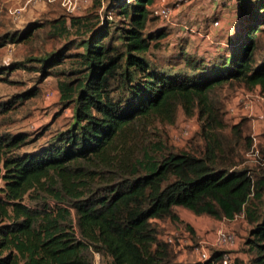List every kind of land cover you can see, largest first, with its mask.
Returning a JSON list of instances; mask_svg holds the SVG:
<instances>
[{
	"label": "trees",
	"instance_id": "16d2710c",
	"mask_svg": "<svg viewBox=\"0 0 264 264\" xmlns=\"http://www.w3.org/2000/svg\"><path fill=\"white\" fill-rule=\"evenodd\" d=\"M102 1L71 17L82 49L73 52L68 42L39 58L42 72L55 69L59 77L60 103L73 109L70 124L32 148L36 137L0 132V264L220 260V250L206 261L175 259L157 221H180L179 207L217 220L243 214L251 226L247 256L229 264H264V144L259 167L248 168L242 165L254 141L246 121L225 132L227 92L236 85L264 92V0L220 1L233 29L221 25L223 38L209 41L218 9L203 31L190 28L183 36L193 50L182 52L178 69L148 58L169 33L154 14L158 0H107L101 12ZM59 21L54 25L68 32ZM13 68L0 67V81ZM36 93L0 102V117ZM180 109L197 116L202 150H176L154 130L157 122H175Z\"/></svg>",
	"mask_w": 264,
	"mask_h": 264
},
{
	"label": "rangeland",
	"instance_id": "374dc122",
	"mask_svg": "<svg viewBox=\"0 0 264 264\" xmlns=\"http://www.w3.org/2000/svg\"><path fill=\"white\" fill-rule=\"evenodd\" d=\"M168 1L174 6L172 17L165 22L168 26L170 25L167 28L168 36L162 40L159 48H152L148 58L157 62L158 65L178 69L184 61L182 52L192 51L194 46L193 41L183 35L187 34L190 28L203 31L207 26L205 21L209 6L206 7L205 0H182L178 3L177 0ZM206 2L211 4L214 0H206ZM95 3L96 0H92L89 5L81 7L78 12H75L76 14H72L67 11L63 0H0V67H14L7 74L2 75L4 78L0 81V102L13 98L21 100V96L27 91L36 90L37 92L36 95L24 99V101H15L14 108L1 115L0 132L28 133L31 137L37 138L33 145L29 146L32 148L44 145L56 132L65 129L70 124L73 119V109L72 107L64 108L60 103L59 77L52 73V70L55 69H48L47 73L42 72L39 58L58 50L68 42H73L71 44L73 52L82 49L77 47L80 36L71 26V17L87 14ZM107 4V0H103L99 10L102 12ZM215 5L220 6V0H216ZM226 14L230 16L229 9ZM57 20H60L57 24L66 21V28L69 31L62 32L56 27L54 21ZM222 21L220 18L218 26H209L210 42H214L217 38H223L224 35L219 31L220 28H217L223 26ZM155 24L151 23L149 29L153 28ZM226 24V29L233 27L230 22ZM32 26H36V28L29 37L22 40L16 39V41L11 39L13 36L19 38L21 31ZM217 31L219 32L217 33ZM195 38L199 39V37ZM180 39H182V43L186 42L184 43L187 45L186 49L185 46L178 44ZM18 63L23 64L18 66ZM65 67L66 65H63L58 68L64 69ZM241 90H245V92H239ZM237 92L240 93L239 98H236ZM262 95L264 92L261 90L248 89L243 85H236L227 92L225 117L228 123V127L225 129L227 134L230 133L232 125L242 119L248 126L246 135L252 133L253 125L258 118L252 113L255 111V106L262 102L260 100ZM235 99L236 102H234ZM241 99L244 102H249L252 99L249 102V106L253 104L252 112H243L242 110L234 112L230 109L234 104L243 106L245 103L241 102ZM154 130L159 132L158 137H166L168 145L176 150H192V147L202 150L204 147V140L200 135L201 125L197 116L186 117L181 109L175 122H157ZM263 131L264 127H261L260 132ZM259 142L264 144L262 134L257 138V141H254V149H250L245 154L246 163L242 166L256 167V169L259 167L257 155L259 156L260 153H255L258 150ZM176 211L180 215V221L158 220L157 223L161 236L172 235L180 239L178 243L172 244L177 261L190 263L199 259L201 256L197 248L201 246L212 252L214 250L226 252L232 258L236 255L247 256L242 248L251 226L244 215L234 220H217L207 215H197L182 207L176 208ZM187 224L192 227L193 231ZM219 229L234 233L235 242L223 245L215 244V234ZM98 259L99 257H97Z\"/></svg>",
	"mask_w": 264,
	"mask_h": 264
},
{
	"label": "built area",
	"instance_id": "2783aa9c",
	"mask_svg": "<svg viewBox=\"0 0 264 264\" xmlns=\"http://www.w3.org/2000/svg\"><path fill=\"white\" fill-rule=\"evenodd\" d=\"M182 0H177V3L180 2ZM92 2V0H63V4L66 6V9L68 12L72 13V14H76L75 12H78L81 7H85L87 5H89ZM153 11L154 14L157 15L163 22H167L173 15V11H174V6H172V4L168 1V0H158L154 6H153ZM213 26L216 25L218 26L220 24L219 20H214V22L212 23ZM192 30H194L192 28ZM239 92H245V90H241ZM236 98H239L240 93H236ZM260 100H262V102L264 103V95H262L260 97ZM252 99L249 100V102H251ZM241 102H244V100L241 99ZM249 102H244L245 104H243L242 106V111L243 112H247L250 111L252 112V106H249ZM261 132L259 129H254V131L252 132V137L254 141H257V138L260 136ZM255 147V144L253 145V149ZM259 149L256 150V154H258ZM165 241H167L168 243L172 244H176L180 241V239L173 237L172 235H165V236H161ZM235 234L232 232H227L224 231L223 229H219L216 234H215V244L217 245H223L225 243H233L235 242ZM198 253L200 254L201 257H199L200 261H206L208 259L211 258V252L209 249L201 246L197 248ZM231 260V255L224 253L222 258L218 261L214 260L212 261V264H229Z\"/></svg>",
	"mask_w": 264,
	"mask_h": 264
},
{
	"label": "crops",
	"instance_id": "0c3cea01",
	"mask_svg": "<svg viewBox=\"0 0 264 264\" xmlns=\"http://www.w3.org/2000/svg\"><path fill=\"white\" fill-rule=\"evenodd\" d=\"M215 1H216V0H214V2H212L211 4H208V2H206V0L204 1L206 7L209 6V8H208V10H207V11H208V14H207V17H206V21H205V22L208 23L210 17L213 15L212 13H213L215 10L218 9V10L221 12V13H219V14H220L221 19L223 20V21H222V22H223V27H225V26H227V24H225V23H226V22L228 23V20H227V16H228V14H226V13H228V9H229V7L227 6V7H225V8H222V7H220V6H216V5H215ZM220 1H222V0H220ZM229 5H230V3H229ZM228 17H229V16H228ZM181 18H182V16H181ZM202 23H204V22L202 21ZM220 30H221V29H220ZM218 32H219V31H217V33H218ZM201 40H202V39H199L198 44H203V43L206 42L205 40H203L202 43H201ZM255 89H256V90H260V87H256ZM236 101H237V100L235 99L234 102H236ZM230 109H232L234 112H238V111L242 110V105L237 106V104H234ZM252 115L258 116V118L256 119V121H255V123H254V125H253V130H254L255 128L260 130L261 127H264V103H263V102H261L260 104H258V105L255 106V111L252 113ZM263 133H264V131L261 132V134H263ZM232 220H234V219H232ZM197 260H198V259H197ZM197 260H195V261H197Z\"/></svg>",
	"mask_w": 264,
	"mask_h": 264
},
{
	"label": "clouds",
	"instance_id": "9594fccd",
	"mask_svg": "<svg viewBox=\"0 0 264 264\" xmlns=\"http://www.w3.org/2000/svg\"><path fill=\"white\" fill-rule=\"evenodd\" d=\"M257 87H259V86H257ZM253 131H254V130H252V132H253ZM251 135H252V133H251ZM260 135H261V134H260ZM259 137H260V136H259ZM242 215H243V214H242ZM242 215H240V216H242ZM237 217H239V216H237ZM237 217H236V218H237ZM236 218H234V219H236ZM210 252H211V256H212V251H210ZM224 253H226V252H223V254H224ZM198 260H199V259H198ZM199 261H200V260H199Z\"/></svg>",
	"mask_w": 264,
	"mask_h": 264
},
{
	"label": "water",
	"instance_id": "95a60500",
	"mask_svg": "<svg viewBox=\"0 0 264 264\" xmlns=\"http://www.w3.org/2000/svg\"><path fill=\"white\" fill-rule=\"evenodd\" d=\"M0 179H1V174H0Z\"/></svg>",
	"mask_w": 264,
	"mask_h": 264
}]
</instances>
